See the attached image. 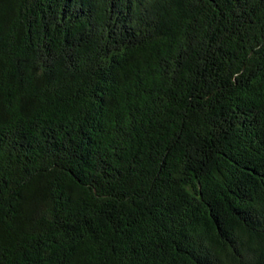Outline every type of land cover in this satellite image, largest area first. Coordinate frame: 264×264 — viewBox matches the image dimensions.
Returning a JSON list of instances; mask_svg holds the SVG:
<instances>
[{"label":"trees","instance_id":"16d2710c","mask_svg":"<svg viewBox=\"0 0 264 264\" xmlns=\"http://www.w3.org/2000/svg\"><path fill=\"white\" fill-rule=\"evenodd\" d=\"M0 264H264V0H0Z\"/></svg>","mask_w":264,"mask_h":264}]
</instances>
